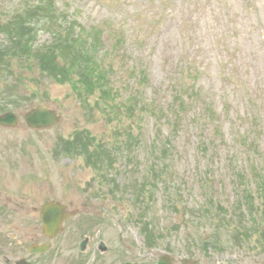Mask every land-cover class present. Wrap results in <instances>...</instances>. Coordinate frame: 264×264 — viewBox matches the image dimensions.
I'll return each mask as SVG.
<instances>
[{"label":"rangeland","instance_id":"obj_1","mask_svg":"<svg viewBox=\"0 0 264 264\" xmlns=\"http://www.w3.org/2000/svg\"><path fill=\"white\" fill-rule=\"evenodd\" d=\"M27 1L31 3L22 7L23 0H0V21L33 8L35 2ZM11 2L15 3L7 11ZM61 2L71 6L74 14L81 12L78 25L86 29L92 43L98 38L97 47L103 46L104 52L97 55L107 68L111 109L105 110L100 93L82 104L71 85L53 82L37 66L29 70L24 85L16 75L14 82L10 78L0 88L16 96L28 92L34 99L31 105L11 109L19 118L16 128L0 127V264L21 260L32 264H157L165 255L174 264H264V231L252 244L229 237L225 252L216 253L192 243L190 238L198 236L193 219L188 230L185 226L189 211L204 202L206 182L217 194V202L232 201L234 177L227 150L234 146L235 135L249 127L260 136L264 169V0ZM48 40V34L38 37L39 43ZM189 88L194 109L180 127L178 116L175 124L170 113L164 112L163 118V110L179 99L186 100ZM134 101L148 105L154 117L145 114L142 105L136 109ZM41 104L61 116L58 127L41 131L27 127L25 112ZM116 133L123 138V156L112 160L111 169L106 160L86 163L80 153L67 156L64 152L66 144L79 137L92 151L98 145L109 149ZM200 135L207 145L214 143L212 137L220 141L218 156L200 153ZM167 138L173 144L164 165L182 194L176 207L166 204L163 190L154 195L150 191L152 146ZM130 141L135 154L126 149ZM152 196L149 213L155 216L158 231L148 236L138 224L147 221H140L142 211L136 202H143L146 209L145 201ZM53 201L65 205L70 218L49 253L31 255L30 246L48 242L39 213ZM179 208L182 211L175 213ZM163 228L181 233L164 232L158 241ZM85 239L86 250L80 252ZM154 240L158 245L148 244Z\"/></svg>","mask_w":264,"mask_h":264},{"label":"trees","instance_id":"obj_2","mask_svg":"<svg viewBox=\"0 0 264 264\" xmlns=\"http://www.w3.org/2000/svg\"><path fill=\"white\" fill-rule=\"evenodd\" d=\"M14 3L8 4L7 11H10ZM22 3L23 7L31 2L23 0ZM59 3H61V7L58 5ZM36 4V7L16 11L15 15L6 17L4 22L0 21V73H2L0 88L10 78L14 82L16 75L21 77L19 83L24 85L29 70L37 66L41 73L47 75L53 82L60 85H71L78 96L79 102L82 104L95 94L100 93L99 100L103 101L104 106H107L105 110L111 109L108 103L111 89L108 85L107 68L104 60L99 59L97 55V53L104 52V49L102 45V47H97L98 38L92 43L86 29L78 25V15L81 12L76 11L74 14L72 7L62 3L61 0H37ZM77 29H79L78 35L75 33ZM41 34H48L49 40L39 43L38 37ZM188 41L190 43L191 38ZM15 61H17L16 64ZM101 64L104 66V70L99 69ZM20 87L23 89V86ZM189 91L190 88L186 91V100L179 99L175 105L168 106L167 110H163V118L166 115L165 113H170L171 120H174L175 124L177 123L175 119L178 116L180 127L185 126V116L191 113L190 109H194L193 104L195 102L192 99V93H189ZM28 95V92H22L21 95L16 96L14 93L8 94L0 91V114L13 109L15 106L30 105L34 99H32V96L28 97ZM134 103L136 109L142 105L141 110L144 113L145 111L150 112L147 109L148 105L143 102L134 101ZM127 110L129 111V108ZM132 110L135 111L131 108L130 111L132 112ZM151 116L154 117L153 112ZM170 117H168L169 121ZM159 121L161 122V120ZM216 126L220 130V126ZM255 127H257L256 123ZM114 131L116 132V129ZM171 137L172 135H170ZM114 138V142H109V149L98 145L92 151L89 143L79 137L76 138L72 146L67 143L64 152L70 156L74 152L80 153L81 157L86 158V163L90 161L97 163L106 160L108 167L111 169L112 160L115 157L119 158L121 156L120 158H122L123 156L121 149L123 138L118 133L114 135ZM259 138L258 133L249 127L243 134L235 135L234 146L227 150L230 162L229 171L234 177L233 199L231 202L228 204L217 202L218 197L212 191V185L209 182L204 184L206 190L204 191V202L197 204V207L189 211L190 217L185 220L187 230L189 229V224H192L191 219L197 223L196 234L198 236L193 235L194 237L190 238L195 247H200L203 251L223 253L227 247L225 244H228L227 239L229 237H234V242L244 240L246 244H252L255 236L260 238V234H263L264 169L261 166L262 153L260 144H258ZM211 140L214 143L207 145V141L205 139L202 140L201 135L198 136V150L203 155L211 153L214 156H218L222 150L220 141L218 142L214 137ZM95 142L92 141V143ZM229 142H227L228 145L225 143L227 148H230L232 140ZM157 143H161L163 146L161 144L152 146L153 165L150 170V176L153 179V183L150 185V191L154 195L159 190H163L166 204L169 203L176 207L175 202L178 198H182V194L179 186L175 185L176 181L172 179V175L166 171L167 168L164 165L169 157L173 142H169L167 138L165 140H157ZM225 144L223 143L224 146ZM131 145L130 141L126 149H128V153L133 151V154H135L130 147ZM138 145H140L139 142ZM174 185L177 188H173ZM152 198L153 196L149 202L145 201L146 209H143L141 205L143 202H136L142 211L140 221H147L138 224L145 228L142 231L148 233V236L151 233L153 235V231L155 233L158 231V226L154 223L156 218L149 213L152 208L151 205L154 203ZM183 208H186L185 205ZM179 210L180 208L176 209L175 213L179 214L181 212ZM148 219H151V221L148 222ZM150 227L151 232L148 231ZM164 232L168 235L170 233H181L179 230L174 231L163 228L158 241L163 240L162 234ZM167 239H169V236H167ZM185 240H188V238L185 237ZM155 241L148 244L158 245ZM149 248H152V246H149Z\"/></svg>","mask_w":264,"mask_h":264},{"label":"water","instance_id":"obj_3","mask_svg":"<svg viewBox=\"0 0 264 264\" xmlns=\"http://www.w3.org/2000/svg\"><path fill=\"white\" fill-rule=\"evenodd\" d=\"M25 122L30 129L46 130L54 128L61 123V118L57 113L44 106H38L24 115ZM19 124L18 117L13 113H6L0 116V127L15 128ZM66 208L58 203H51L41 208L42 224L46 235L54 238L61 230L60 226L66 219L64 211ZM86 243L82 245V250ZM49 245L33 246L30 249L32 254H44L48 251ZM18 264H28L22 261ZM132 264V263H127ZM158 264H172L171 259L166 256L159 260Z\"/></svg>","mask_w":264,"mask_h":264},{"label":"flooded vegetation","instance_id":"obj_4","mask_svg":"<svg viewBox=\"0 0 264 264\" xmlns=\"http://www.w3.org/2000/svg\"><path fill=\"white\" fill-rule=\"evenodd\" d=\"M87 243H88V241H87ZM103 251H105V250H103Z\"/></svg>","mask_w":264,"mask_h":264}]
</instances>
